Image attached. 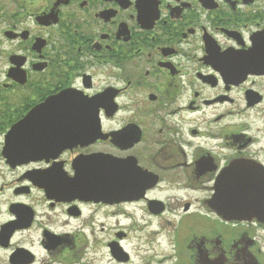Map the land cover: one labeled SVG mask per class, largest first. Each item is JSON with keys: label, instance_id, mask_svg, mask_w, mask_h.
<instances>
[{"label": "flooded vegetation", "instance_id": "1", "mask_svg": "<svg viewBox=\"0 0 264 264\" xmlns=\"http://www.w3.org/2000/svg\"><path fill=\"white\" fill-rule=\"evenodd\" d=\"M232 166L264 170V0H0L6 264L79 262L82 235L264 264V218L216 202Z\"/></svg>", "mask_w": 264, "mask_h": 264}, {"label": "water", "instance_id": "2", "mask_svg": "<svg viewBox=\"0 0 264 264\" xmlns=\"http://www.w3.org/2000/svg\"><path fill=\"white\" fill-rule=\"evenodd\" d=\"M216 202L220 213L229 221H261L264 218V170L232 166L223 189L218 188Z\"/></svg>", "mask_w": 264, "mask_h": 264}, {"label": "rangeland", "instance_id": "3", "mask_svg": "<svg viewBox=\"0 0 264 264\" xmlns=\"http://www.w3.org/2000/svg\"><path fill=\"white\" fill-rule=\"evenodd\" d=\"M88 238L89 240L88 242V248H84L82 247V249L79 251L81 258L79 260V262H74L73 260L70 259L69 256H67V254H64V264H115V263H107L110 262L108 259H106V255L105 252L102 248L95 246V244L93 245L94 241L95 242H100L102 240L103 236H96V235H82V239L84 240V238ZM82 240V241H83ZM132 238L128 239L127 242H122L121 244L123 245L124 249L127 250L129 252V254L134 255L137 254V257L132 256L131 258V262L127 263V264H136V262H146L145 257L141 256L140 254H147V253H153L156 255V258H158V255L154 250L150 249V246H141L139 249H135L133 251H131L132 249ZM81 246V245H79ZM0 264H6L3 261V257L0 254ZM55 264H60V263H55ZM62 264V263H61Z\"/></svg>", "mask_w": 264, "mask_h": 264}]
</instances>
